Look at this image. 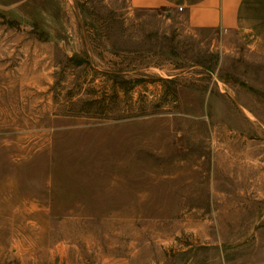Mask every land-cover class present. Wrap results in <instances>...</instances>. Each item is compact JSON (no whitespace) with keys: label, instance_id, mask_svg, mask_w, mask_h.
<instances>
[{"label":"rangeland","instance_id":"1","mask_svg":"<svg viewBox=\"0 0 264 264\" xmlns=\"http://www.w3.org/2000/svg\"><path fill=\"white\" fill-rule=\"evenodd\" d=\"M0 264H264V55L127 0H0Z\"/></svg>","mask_w":264,"mask_h":264},{"label":"crops","instance_id":"2","mask_svg":"<svg viewBox=\"0 0 264 264\" xmlns=\"http://www.w3.org/2000/svg\"><path fill=\"white\" fill-rule=\"evenodd\" d=\"M127 1L139 8H165L178 12L193 27L237 32L245 38L248 46L264 55V0Z\"/></svg>","mask_w":264,"mask_h":264},{"label":"built area","instance_id":"3","mask_svg":"<svg viewBox=\"0 0 264 264\" xmlns=\"http://www.w3.org/2000/svg\"><path fill=\"white\" fill-rule=\"evenodd\" d=\"M178 10H182V7H178ZM225 30V29H224ZM226 31V30H225Z\"/></svg>","mask_w":264,"mask_h":264}]
</instances>
